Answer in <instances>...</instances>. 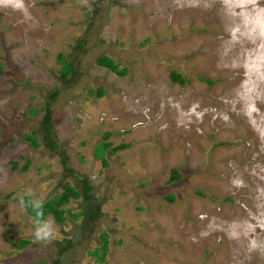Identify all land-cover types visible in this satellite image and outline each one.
<instances>
[{"label":"rangeland","instance_id":"obj_1","mask_svg":"<svg viewBox=\"0 0 264 264\" xmlns=\"http://www.w3.org/2000/svg\"><path fill=\"white\" fill-rule=\"evenodd\" d=\"M263 84L264 0H0V264H264Z\"/></svg>","mask_w":264,"mask_h":264},{"label":"trees","instance_id":"obj_2","mask_svg":"<svg viewBox=\"0 0 264 264\" xmlns=\"http://www.w3.org/2000/svg\"><path fill=\"white\" fill-rule=\"evenodd\" d=\"M56 63L59 65V71H58V77L61 80H68L69 77L72 76L73 74V69L71 67V65L66 62L65 60H63L61 58L60 55H57L56 57ZM96 65L98 67L107 69L109 71H111L112 73H114L117 76H123L124 74L122 73V71L118 70L117 66L108 58L105 57H99L96 60ZM171 80L173 82H176L175 79V75L171 73L170 75ZM183 81L180 79L178 81V84L182 83ZM99 97L102 95L101 90L98 91L97 94ZM42 112V116H41V122H40V128L43 130L44 134L42 135V137L44 138V141L47 142L49 144V148L51 147V143H50V136H51V132L48 129L49 128V121H50V115H49V111L47 108V105H45L44 107H40L39 110L36 111V109H32L30 110L29 114L30 115H36L38 112ZM34 136L35 134L32 133L30 135H24L23 138L27 141H29V143H31V145L33 147L36 146L35 140H34ZM105 139V137H103ZM103 147V151L107 149V145L106 144H102ZM119 148H122V146H116L113 147L112 149H110V152H116V150H118ZM102 151V149H101ZM101 158H97L96 152L94 151V159L96 160H100V165L102 167L106 166V162L102 159V155H100ZM178 179V175H176L175 171L170 175L169 180L171 182H173L174 180ZM87 192L86 191H82V193L80 194L79 192H77L76 190L72 189L69 186H63L62 187V192L58 195L55 196L49 200H47L46 202L42 203V204H36V203H31L30 202V198L26 197V196H22L20 198L16 199V203L19 204L20 206H22L26 212V214L32 219V222L34 225L38 226L40 224H42L46 218V216H50L52 217V219L61 224L64 221L63 215H64V211L62 209L63 205L65 203H67L69 201V199H79V198H85L84 193ZM198 193V192H197ZM171 199V198H170ZM67 212V211H66ZM94 213L91 214V216ZM71 217V216H70ZM76 217V216H75ZM74 218V217H72ZM101 240H102V247L101 250L102 252H105V248H106V235L102 234L100 236ZM25 243H21L20 246H25ZM66 247H64L65 250Z\"/></svg>","mask_w":264,"mask_h":264},{"label":"bare ground","instance_id":"obj_3","mask_svg":"<svg viewBox=\"0 0 264 264\" xmlns=\"http://www.w3.org/2000/svg\"><path fill=\"white\" fill-rule=\"evenodd\" d=\"M241 59V58H240ZM254 79V78H253ZM264 85V84H263ZM253 86V85H252ZM261 94V93H260ZM264 94V93H263ZM254 95V94H253ZM255 97V96H254ZM261 97V96H260ZM245 98V97H244Z\"/></svg>","mask_w":264,"mask_h":264},{"label":"clouds","instance_id":"obj_4","mask_svg":"<svg viewBox=\"0 0 264 264\" xmlns=\"http://www.w3.org/2000/svg\"><path fill=\"white\" fill-rule=\"evenodd\" d=\"M38 235H39V233H38Z\"/></svg>","mask_w":264,"mask_h":264}]
</instances>
